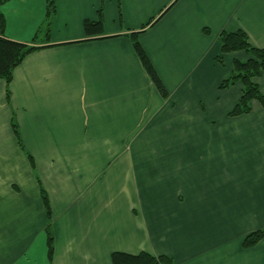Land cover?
Returning <instances> with one entry per match:
<instances>
[{"label": "crops", "instance_id": "1", "mask_svg": "<svg viewBox=\"0 0 264 264\" xmlns=\"http://www.w3.org/2000/svg\"><path fill=\"white\" fill-rule=\"evenodd\" d=\"M0 12L4 37L42 47L8 95L0 80V264H111L114 252L264 264V239L242 247L264 230V108L228 117L242 85L218 89L247 59L221 55L219 35L264 48V0H55L49 22L46 0ZM255 82L264 95V74Z\"/></svg>", "mask_w": 264, "mask_h": 264}, {"label": "trees", "instance_id": "2", "mask_svg": "<svg viewBox=\"0 0 264 264\" xmlns=\"http://www.w3.org/2000/svg\"><path fill=\"white\" fill-rule=\"evenodd\" d=\"M9 0H0V5ZM55 12V0H46V21L49 22ZM101 29V22H85L84 31L89 35ZM4 18L0 12V80L5 82L6 94L8 95L9 85L12 80V73L18 67L24 58L30 53L41 49L42 47L26 45L11 41L4 37ZM205 33H208L207 31ZM138 34H131L132 46L138 56V59L150 78L154 87L162 98L167 97V91L162 85L156 72L152 68L147 56L142 50L138 39ZM220 45V54L227 55L237 52H243L247 59L244 62H233L231 75L223 80L218 89L220 91L231 88L236 83L242 85L241 95L234 108L228 113V117H239L250 113V103L252 101L258 102L264 108V95L261 93L259 86L255 80L264 74V48H254L249 42L245 33L237 31L234 33L223 32L218 37ZM218 63H222V58H217ZM14 136L21 146L16 126L12 124ZM44 206L48 210V203L43 196ZM264 239V230L256 231L248 235L242 242L243 248H250L255 246L258 242ZM47 257L49 263L52 260L53 245L52 237L49 234L47 239ZM111 264H173L172 260L166 256H151L147 253L141 252L136 255L114 252L111 254Z\"/></svg>", "mask_w": 264, "mask_h": 264}]
</instances>
